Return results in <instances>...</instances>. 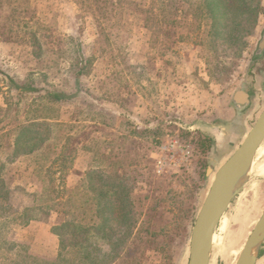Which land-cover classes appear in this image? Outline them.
I'll use <instances>...</instances> for the list:
<instances>
[{
	"label": "rangeland",
	"instance_id": "rangeland-1",
	"mask_svg": "<svg viewBox=\"0 0 264 264\" xmlns=\"http://www.w3.org/2000/svg\"><path fill=\"white\" fill-rule=\"evenodd\" d=\"M262 7L242 45L231 27L214 35L204 0H0V179L9 192L0 197V264H78L73 225L97 224L104 187L94 171L127 187L134 227L126 237L111 222L106 239H93V264H187L211 182L264 110ZM241 89L253 104L239 137L215 109ZM33 123L48 125L34 128L42 147L16 155ZM207 139L214 151L204 152ZM174 142L191 155L161 174L160 149ZM255 161L215 231L210 264H236L264 212V144Z\"/></svg>",
	"mask_w": 264,
	"mask_h": 264
},
{
	"label": "trees",
	"instance_id": "trees-1",
	"mask_svg": "<svg viewBox=\"0 0 264 264\" xmlns=\"http://www.w3.org/2000/svg\"><path fill=\"white\" fill-rule=\"evenodd\" d=\"M204 2L209 13L215 20L214 35L217 32V37L221 38L224 36L226 38L227 29L231 27V29H234V33L236 32L238 34L237 36H233L232 39L236 38V41L242 43V45L247 44V37L255 32L260 22V16L263 14L262 0H204ZM219 29L224 30L222 36L218 32ZM25 90L34 91L33 88ZM50 95L59 101L68 99L67 95L59 92L51 93ZM44 125L48 127L47 124L41 123H33L29 126L22 127L21 132L14 143V151L16 152V155L22 153L30 155L42 147L44 142L40 139L42 135H35L34 128L42 130L45 127ZM208 141L209 139L203 141V144H205L203 145L204 152L210 150L214 151L211 147L214 145V142L210 140L212 145H209ZM157 144L161 145L162 143L158 141ZM93 174H97V179H99L100 183L102 182L104 187L100 188L97 194V224L92 225L89 228L84 225H73V228L76 226L79 231V234L77 235L80 242L73 245L78 248L76 249L78 251V264H93V259L96 258L93 256V253L97 250L96 243H93V239H106V232L110 228L111 222H117L122 227H126V237L131 235L134 227L133 210L131 209L132 203L129 200L130 197L127 187L119 180L104 181L105 179H103L97 172L94 171ZM8 195L9 192L6 189V185L4 181L0 179V197L7 199ZM69 226L70 224L62 227V229L66 230ZM129 229L130 231H128ZM126 240L127 238L124 240L121 238L119 239L122 243H125ZM67 245L69 246L70 244H66L62 239L60 263H65L69 252H71L70 246L68 247ZM29 256L31 255H27L26 258ZM97 264H101L98 259Z\"/></svg>",
	"mask_w": 264,
	"mask_h": 264
},
{
	"label": "water",
	"instance_id": "water-1",
	"mask_svg": "<svg viewBox=\"0 0 264 264\" xmlns=\"http://www.w3.org/2000/svg\"><path fill=\"white\" fill-rule=\"evenodd\" d=\"M264 49V37L260 45ZM238 97L247 94L238 92ZM264 144V110L233 154L217 170L195 220L188 264H210L215 231L235 198L250 179ZM264 246V212L253 227L236 264H256Z\"/></svg>",
	"mask_w": 264,
	"mask_h": 264
},
{
	"label": "crops",
	"instance_id": "crops-1",
	"mask_svg": "<svg viewBox=\"0 0 264 264\" xmlns=\"http://www.w3.org/2000/svg\"><path fill=\"white\" fill-rule=\"evenodd\" d=\"M259 74L262 75V78H264V72L259 73ZM239 91H243L244 93L247 94L246 99L243 96L238 97L237 94ZM252 100L253 98H252L251 91L245 90V89L235 91L232 97L225 104H223L222 109H215L216 110L215 114L218 112L216 115L219 116L217 117V119L219 120L218 123H221V125L228 126L230 128L233 126L239 127V130H240L238 134L239 137L241 135H244L246 127H247V121L249 119L248 110L253 104ZM207 115H209V117L212 116V114L210 113H208ZM220 115H222V117ZM201 117H204V116H201ZM209 117H207L206 120L202 118L204 120L203 123L206 125L210 124L209 127L213 129L214 131L213 134L214 136L217 137L218 136L217 131H221L222 129L221 128L218 129L215 126H213V124L209 123V120H210ZM256 264H264V246L262 247L259 259Z\"/></svg>",
	"mask_w": 264,
	"mask_h": 264
},
{
	"label": "built area",
	"instance_id": "built-area-1",
	"mask_svg": "<svg viewBox=\"0 0 264 264\" xmlns=\"http://www.w3.org/2000/svg\"><path fill=\"white\" fill-rule=\"evenodd\" d=\"M191 155L189 147H182L178 142L164 145L160 149L159 156L157 158V170L159 173H163L167 169H171L179 166L181 162L178 160L180 157L182 161L188 160Z\"/></svg>",
	"mask_w": 264,
	"mask_h": 264
},
{
	"label": "bare ground",
	"instance_id": "bare-ground-1",
	"mask_svg": "<svg viewBox=\"0 0 264 264\" xmlns=\"http://www.w3.org/2000/svg\"><path fill=\"white\" fill-rule=\"evenodd\" d=\"M255 167H256V161H255V163H254V165H253L252 170H254ZM260 169H261V168H260ZM260 172L263 173V175H264V168H262ZM252 173H253V171H252ZM250 233H251V232H250ZM249 235H250V234H249ZM211 250H212V248H211Z\"/></svg>",
	"mask_w": 264,
	"mask_h": 264
}]
</instances>
